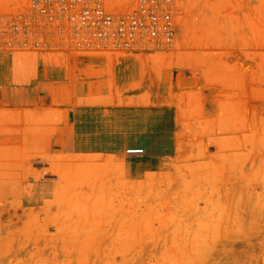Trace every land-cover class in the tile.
I'll return each instance as SVG.
<instances>
[{
    "label": "rangeland",
    "instance_id": "rangeland-1",
    "mask_svg": "<svg viewBox=\"0 0 264 264\" xmlns=\"http://www.w3.org/2000/svg\"><path fill=\"white\" fill-rule=\"evenodd\" d=\"M175 19L169 44L92 53L48 29L0 51V89L105 63L104 102L158 106L160 161L47 155L56 112L0 106V264H264V0H177Z\"/></svg>",
    "mask_w": 264,
    "mask_h": 264
},
{
    "label": "crops",
    "instance_id": "crops-1",
    "mask_svg": "<svg viewBox=\"0 0 264 264\" xmlns=\"http://www.w3.org/2000/svg\"><path fill=\"white\" fill-rule=\"evenodd\" d=\"M11 61H0V69L12 70ZM105 63L72 59L66 65L45 66L39 62L35 79L14 83L9 72L0 89V106L10 112L38 110L47 117L56 112L44 137V152L50 156H122L130 149L142 150L145 170L159 166V143L148 119H158V106L108 104L109 80ZM121 70L122 68H115ZM19 79V77H18ZM5 79L0 77L4 83ZM114 85L123 92L127 79L117 77ZM153 122V121H152ZM144 170V171H145Z\"/></svg>",
    "mask_w": 264,
    "mask_h": 264
},
{
    "label": "built area",
    "instance_id": "built-area-1",
    "mask_svg": "<svg viewBox=\"0 0 264 264\" xmlns=\"http://www.w3.org/2000/svg\"><path fill=\"white\" fill-rule=\"evenodd\" d=\"M177 0H0V51H31L36 36L65 39L78 51L104 53L169 44ZM142 150H138L139 154Z\"/></svg>",
    "mask_w": 264,
    "mask_h": 264
},
{
    "label": "bare ground",
    "instance_id": "bare-ground-1",
    "mask_svg": "<svg viewBox=\"0 0 264 264\" xmlns=\"http://www.w3.org/2000/svg\"><path fill=\"white\" fill-rule=\"evenodd\" d=\"M137 151H138L137 149H130V150H128L129 153H137Z\"/></svg>",
    "mask_w": 264,
    "mask_h": 264
}]
</instances>
